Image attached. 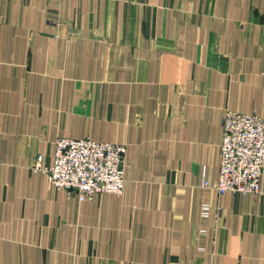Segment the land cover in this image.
Returning a JSON list of instances; mask_svg holds the SVG:
<instances>
[{
    "label": "crops",
    "instance_id": "1",
    "mask_svg": "<svg viewBox=\"0 0 264 264\" xmlns=\"http://www.w3.org/2000/svg\"><path fill=\"white\" fill-rule=\"evenodd\" d=\"M228 110L264 120V0H0V264H264V198L203 187ZM59 138L124 193L52 187Z\"/></svg>",
    "mask_w": 264,
    "mask_h": 264
},
{
    "label": "built area",
    "instance_id": "2",
    "mask_svg": "<svg viewBox=\"0 0 264 264\" xmlns=\"http://www.w3.org/2000/svg\"><path fill=\"white\" fill-rule=\"evenodd\" d=\"M221 166L218 180L203 187L224 195H253L264 198V120L256 114L228 110L223 119L219 145ZM124 145L98 142L90 138H59L54 163L42 168V156L35 169L43 171L49 184L77 196L84 202L98 194L122 195L127 184ZM210 207H203L208 215Z\"/></svg>",
    "mask_w": 264,
    "mask_h": 264
}]
</instances>
